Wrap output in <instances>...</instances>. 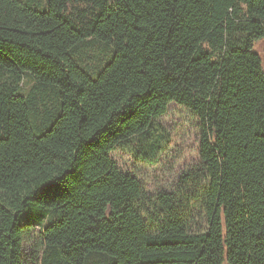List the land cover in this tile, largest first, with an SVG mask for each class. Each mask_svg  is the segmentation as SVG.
<instances>
[{
	"label": "trees",
	"instance_id": "trees-1",
	"mask_svg": "<svg viewBox=\"0 0 264 264\" xmlns=\"http://www.w3.org/2000/svg\"><path fill=\"white\" fill-rule=\"evenodd\" d=\"M261 40L264 0H0V264H264ZM171 104L198 162L151 198L111 154Z\"/></svg>",
	"mask_w": 264,
	"mask_h": 264
},
{
	"label": "rangeland",
	"instance_id": "rangeland-1",
	"mask_svg": "<svg viewBox=\"0 0 264 264\" xmlns=\"http://www.w3.org/2000/svg\"><path fill=\"white\" fill-rule=\"evenodd\" d=\"M254 49L262 60L264 73V40L257 42ZM155 123L164 136V151L157 164L137 163L127 153L120 151L111 154L112 161L119 169L136 178L151 198L172 193L179 175L194 169L198 162L197 120L187 109L171 104ZM38 255L34 245L23 246L25 264H38Z\"/></svg>",
	"mask_w": 264,
	"mask_h": 264
},
{
	"label": "snow or ice",
	"instance_id": "snow-or-ice-1",
	"mask_svg": "<svg viewBox=\"0 0 264 264\" xmlns=\"http://www.w3.org/2000/svg\"><path fill=\"white\" fill-rule=\"evenodd\" d=\"M40 195H46V193H41Z\"/></svg>",
	"mask_w": 264,
	"mask_h": 264
}]
</instances>
